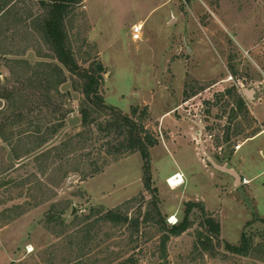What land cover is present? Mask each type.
Listing matches in <instances>:
<instances>
[{
	"label": "rangeland",
	"instance_id": "rangeland-1",
	"mask_svg": "<svg viewBox=\"0 0 264 264\" xmlns=\"http://www.w3.org/2000/svg\"><path fill=\"white\" fill-rule=\"evenodd\" d=\"M10 1L0 16V83L22 85L26 96L16 95L14 105L4 100L0 109V264H78L86 246L83 264H133L129 258L134 264H264V136L235 152L264 127V0H83L68 23L80 66L105 68V102L130 116L136 108L158 139L150 149L151 173L167 223L180 222L188 202L198 204L192 226L171 237L166 263L152 223L132 234L127 226L101 222L87 242L82 220L65 226L47 220L50 212L82 218L99 205L130 216L145 212L151 194L140 153H109L118 140L79 122L29 160H7L9 151L21 160L55 139L69 117L80 116L84 100L65 68L51 87L45 78L40 87L43 67L58 62L46 57L49 46L32 28L41 6L38 0ZM139 24L143 32L135 40L132 27ZM67 82L71 88L63 92ZM59 104L72 112L55 134ZM208 157L234 169L241 181ZM176 172L184 183L172 187L169 177ZM209 217L220 223V235L204 225ZM243 232L255 247L247 255L228 250L226 243L240 244Z\"/></svg>",
	"mask_w": 264,
	"mask_h": 264
},
{
	"label": "trees",
	"instance_id": "trees-1",
	"mask_svg": "<svg viewBox=\"0 0 264 264\" xmlns=\"http://www.w3.org/2000/svg\"><path fill=\"white\" fill-rule=\"evenodd\" d=\"M38 1L41 6L42 13L39 16H34L35 18L32 21V28L42 35L43 40L49 46L51 56L46 55V57L53 58L58 61L55 62V64L48 62L43 67L45 68V71L42 70V74L40 73L39 78L37 79L40 87H43V78H45L46 82L44 86L51 87L52 81H54L52 78H54V76L58 78L57 75H61L64 68L69 71L73 76V90L84 96V100L79 111L81 124L83 127L88 129L93 128L94 126L99 131L104 133L105 136L115 137V139L118 140V144L116 147L108 149L111 154L124 155L127 153H140L144 161V187L145 190L151 194V200L148 203L147 209L145 212H142L141 209L138 216H130L128 211H123L122 209H106L105 206L99 205L91 208L90 212L83 215L82 218L76 214L70 220L65 219L62 212L57 214L50 212L47 219L48 224L54 223L55 225L65 226L69 221L68 224L74 225L77 220L80 219L84 224L81 229L83 233H85L83 239L87 240V242H91L96 236L94 235L93 230L101 222L111 223L114 226H127V228L131 230L132 234H139L143 223H152L157 226L160 232L158 248L160 257L166 263L168 260V243L171 237L183 234L192 226V221L189 218L190 213L198 204L195 202H188V206L182 220L172 225L167 223L166 217L160 208V200L157 195L158 190L156 187H153V177L151 173L150 149L158 144V139L146 128L144 122L137 118L138 110L136 108L133 109V116H130L105 102L104 97L100 92L102 73L105 70L103 64L96 63L92 66V68H83L80 66L73 51L70 43L68 23L72 19L75 8L81 4L83 0ZM10 4V0H2L0 3V16L6 12ZM30 16L32 15H29V17ZM16 62L21 64L22 60H16ZM27 62L29 67L34 66L30 64V61ZM21 86L11 85L9 83L1 85L0 98L5 99L7 102L14 105L16 103V95L26 96L25 94L22 95L23 89L20 88ZM28 86L30 87V85ZM235 99L238 103V107L240 109L244 108V102L238 93L236 94ZM42 104L45 105V103ZM43 105H41V107ZM34 108L38 109L39 103L38 106H34ZM70 112H72V110L65 109L62 104L54 106V113L58 114V118L57 124L52 127V133H58V131L65 126V122ZM102 115H105L106 117L104 120L102 119ZM235 115H238V113ZM6 119L8 121L9 117H6ZM4 129L5 126L0 125V135H3V137ZM98 172L99 170H96L94 173ZM201 209L205 211L204 206H201ZM204 225L209 226V230L210 232H213V234L217 236L220 235L221 228L218 221L209 217L205 220ZM63 234V231L56 233L58 237ZM73 241L71 240V243H74ZM226 246L228 250L234 253L245 255L249 253L250 249L255 247L253 236L248 235L246 232L242 233L240 244L233 245L226 243ZM85 249H88V246L83 248L82 252L79 254L80 258L77 257L75 260L78 264H83L81 259L88 253ZM129 261L133 262V264L135 263L133 258H129Z\"/></svg>",
	"mask_w": 264,
	"mask_h": 264
},
{
	"label": "water",
	"instance_id": "water-1",
	"mask_svg": "<svg viewBox=\"0 0 264 264\" xmlns=\"http://www.w3.org/2000/svg\"><path fill=\"white\" fill-rule=\"evenodd\" d=\"M94 33L91 35L93 36ZM33 54V52H29V56H31ZM0 76H1V70H0ZM71 88V84L69 82L65 83L62 87L61 90L63 92H66L68 89ZM249 95H251V92H248ZM74 98H76V96H78V94L74 93L73 94ZM4 102L3 100L0 99V109L3 107ZM68 126L66 128H64L63 130H61V132L55 137V139H53L51 142H49L48 144H46L45 146H43L42 148H40L38 151L22 158L21 160H17L14 158L13 154L11 151L8 152V156H7V160L8 161H13L17 164H21L27 160H29L30 158L34 157L35 155L41 153L42 151H44L45 149H48L49 147H51L52 145H54L56 142H58V140L61 138V136L65 133V131L70 127L75 125L76 123L81 122V118L80 116H74V117H69L68 120ZM208 159L210 160V162L217 167L219 170L228 172L230 174H233L235 176V178L237 179V181H241V176L234 170V169H228L226 165L220 166L218 165L216 162H214L210 157H208ZM75 209V207H74Z\"/></svg>",
	"mask_w": 264,
	"mask_h": 264
},
{
	"label": "built area",
	"instance_id": "built-area-1",
	"mask_svg": "<svg viewBox=\"0 0 264 264\" xmlns=\"http://www.w3.org/2000/svg\"><path fill=\"white\" fill-rule=\"evenodd\" d=\"M142 32H143V25L142 24L135 25L132 27V35H133V38L135 40L141 39ZM240 147H241V144L239 143V145L237 146V149H239ZM243 183L248 184V183H250V180H248L247 178H243ZM174 223H176V222H174Z\"/></svg>",
	"mask_w": 264,
	"mask_h": 264
},
{
	"label": "bare ground",
	"instance_id": "bare-ground-1",
	"mask_svg": "<svg viewBox=\"0 0 264 264\" xmlns=\"http://www.w3.org/2000/svg\"><path fill=\"white\" fill-rule=\"evenodd\" d=\"M96 33V32H95ZM183 174L181 172H176L174 174H172L170 177H169V184L172 186V187H178L180 186L181 184L184 183V178H183Z\"/></svg>",
	"mask_w": 264,
	"mask_h": 264
},
{
	"label": "crops",
	"instance_id": "crops-1",
	"mask_svg": "<svg viewBox=\"0 0 264 264\" xmlns=\"http://www.w3.org/2000/svg\"><path fill=\"white\" fill-rule=\"evenodd\" d=\"M263 136H264V127H262V129L259 131V133H257L255 136L249 138V139L246 140V141H243V143H241V147H240L239 149H237L235 152L237 153L238 151H240V150L242 149V147H243L247 142H249V141H253V140H256V139H259V138H261V137H263ZM261 148L264 149V146L261 147ZM263 149H262V150H263Z\"/></svg>",
	"mask_w": 264,
	"mask_h": 264
},
{
	"label": "flooded vegetation",
	"instance_id": "flooded-vegetation-1",
	"mask_svg": "<svg viewBox=\"0 0 264 264\" xmlns=\"http://www.w3.org/2000/svg\"><path fill=\"white\" fill-rule=\"evenodd\" d=\"M7 60H8V59H7ZM8 61H10V60H8ZM7 64L9 65L8 68L11 69L12 67H11L10 65H11L12 63L9 62V63H7ZM3 66H4V65H3ZM5 66H6V63H5ZM5 66H4V67H5ZM0 67H1V66H0ZM0 70H1V69H0ZM1 76H2V71H1ZM1 76H0V77H1ZM1 85H2V84L0 83V86H1ZM0 99L3 100V102H5V101H4L5 99H2V98H0ZM3 106H4V105H3ZM1 109H2V108H1Z\"/></svg>",
	"mask_w": 264,
	"mask_h": 264
}]
</instances>
